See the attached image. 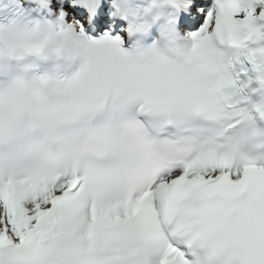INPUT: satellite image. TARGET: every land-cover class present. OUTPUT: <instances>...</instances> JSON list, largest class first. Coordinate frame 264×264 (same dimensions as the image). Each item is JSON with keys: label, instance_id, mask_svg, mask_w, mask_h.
<instances>
[{"label": "snow or ice", "instance_id": "obj_1", "mask_svg": "<svg viewBox=\"0 0 264 264\" xmlns=\"http://www.w3.org/2000/svg\"><path fill=\"white\" fill-rule=\"evenodd\" d=\"M257 118L264 0H0V264H264Z\"/></svg>", "mask_w": 264, "mask_h": 264}, {"label": "clouds", "instance_id": "obj_2", "mask_svg": "<svg viewBox=\"0 0 264 264\" xmlns=\"http://www.w3.org/2000/svg\"><path fill=\"white\" fill-rule=\"evenodd\" d=\"M230 135H233L234 137H236L235 134L230 133ZM245 135H251V133H250V132H245L244 130H240V136H239V137H241V136H245ZM236 138H237V137H236ZM234 142H235V141H232V142H229V141H222V142L220 143V145L218 146L217 151H218V152H222V151H224L225 148L228 147L230 143H234Z\"/></svg>", "mask_w": 264, "mask_h": 264}]
</instances>
